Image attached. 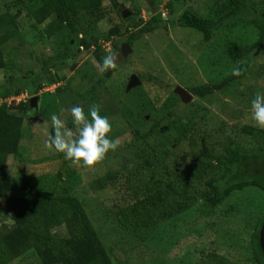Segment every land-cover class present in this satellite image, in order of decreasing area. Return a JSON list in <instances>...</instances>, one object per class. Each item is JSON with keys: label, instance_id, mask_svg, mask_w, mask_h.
I'll return each instance as SVG.
<instances>
[{"label": "rangeland", "instance_id": "rangeland-1", "mask_svg": "<svg viewBox=\"0 0 264 264\" xmlns=\"http://www.w3.org/2000/svg\"><path fill=\"white\" fill-rule=\"evenodd\" d=\"M3 1L9 0H0V4ZM145 1H148V4L156 3L158 9L152 12L149 8L147 11ZM171 3L174 4L172 11L169 8ZM248 3L255 4L257 9L264 11V0H248ZM120 4L130 13L132 10L133 12L140 10V17L137 19H142L143 23L148 22L154 15H160L162 21L167 23V31L159 28L153 34L139 38L127 57L112 48L111 40L102 44L104 54L101 56V61L94 58L91 51L81 49L77 57L72 61H66L69 69L62 67L64 69L54 71L57 78L54 86L45 83L46 74L42 70V63L58 55L61 59L65 58L69 53L70 43L68 44V40L45 41L32 45L30 25L25 21L22 22L24 25L22 53L17 58V68L11 74L4 70L0 71V94L4 90H14L12 95L16 96L17 87L8 83L9 76L24 81L26 75L28 83L22 84L23 86L41 82L44 89L38 96L39 109L31 108L28 112V122H25L23 128L18 153L10 158L8 171L12 177V193L20 195L18 183L20 175H25L33 185L41 189L51 190L58 181V174L61 173L63 181L68 183L71 192L77 194L85 204L105 242L116 248L118 257H122L121 251L124 249L130 257V264H200V262L201 264H252L249 251L250 236L257 220L264 216V194L259 190L250 188L233 194L224 206L216 211L212 220L200 217L199 208L194 207L177 220L160 227L148 236L145 242H139L122 231L121 226L113 220V209L116 207L114 205L119 192L98 190L94 182L109 171L121 169L124 160H120L117 154L124 149V137L128 131L138 128L141 133H147L152 127L151 117H147L145 121V118L142 120L136 115L135 108L139 103L140 95H142L141 102L147 104L151 102V107L155 108L153 118L160 120L172 111L173 95L177 94L178 88L189 93L191 87L218 85L225 79L234 77L231 71L233 67L239 66L242 75L239 80L232 82L229 88L218 91L205 100L193 97L191 102H185L179 98L175 105L178 109L175 129L161 131L159 136L149 143L150 149L145 148L147 157L155 153L158 161L162 163V168L171 167L175 159L184 161L178 174L187 181L195 182L198 186L196 188L203 191L207 179L201 182L199 176L207 173L209 168L202 162L185 158L189 138H185L179 128H183L189 122L192 124L193 121L200 126L211 125V128L210 126L207 128L208 132L203 134L211 136L209 140L217 141L218 133L223 136L231 134L237 139V129L241 130L245 125L256 127L250 117V102L257 91L264 92V54L252 49V45L258 39L257 29L245 19L233 23L227 22L214 33L213 39L206 43L201 33L180 28L176 22L189 8L200 16L213 20L223 17V13L218 11L216 1L121 0ZM111 17L114 20L111 24L107 21L99 24L98 29L103 35L107 34L113 24L119 23V17L115 13ZM114 39L121 48L127 37L117 36ZM72 44L76 49L77 44L74 42ZM17 45L7 46L6 54L13 53L12 49ZM235 48L244 50V56L239 63H235L230 55V49ZM31 53L33 56L28 57ZM109 53L117 54L118 67L112 69L110 78H107L106 72L101 69V63L103 57ZM12 57L15 58L14 55ZM132 76L141 79L138 85L131 88L129 84ZM34 77L35 79L32 80ZM58 89H62V92H56ZM32 99L28 100L24 94L18 97L15 103L21 101L31 103ZM9 102L8 106L15 104L12 100ZM2 103L3 101L0 100V104ZM75 105L85 109L90 105L97 106L100 113L111 120L112 135L121 139L120 148L114 153H109L93 168H85L64 158L61 159L54 149L46 147L52 128L51 115H59L62 110L70 109ZM63 118L66 126L71 127L72 122L66 111ZM170 122L173 124L174 118L170 117ZM179 141L181 144H178ZM132 150L130 147L127 148V154L137 155V151ZM136 167L125 168L124 171L126 174L128 172L132 174ZM160 168L161 165H158L159 171ZM141 173L139 180L146 181L150 175L149 171L141 169ZM132 184L138 187L137 179L134 178ZM0 227L9 228L10 221L0 217ZM55 232L59 237L65 236L62 228ZM214 254L220 257L213 258ZM15 264L40 263L32 253H29Z\"/></svg>", "mask_w": 264, "mask_h": 264}, {"label": "trees", "instance_id": "trees-1", "mask_svg": "<svg viewBox=\"0 0 264 264\" xmlns=\"http://www.w3.org/2000/svg\"><path fill=\"white\" fill-rule=\"evenodd\" d=\"M10 1H3L0 4V71L4 70L11 74L17 68L16 61L21 56L24 45L22 22L25 21L30 25L32 45L45 41L68 40V44L70 43L69 53L65 58L61 59L58 55L42 63V70L46 74L45 83L50 86L56 84L54 71L64 69L62 67L68 68L66 61H72L79 55L81 49L91 51L94 58L101 61L104 54L103 42L111 40L112 48L121 53L119 44L114 39L117 36L127 37L125 43L133 49L135 43L144 35L153 34L159 28L165 31L168 29L167 23L162 21L160 15L152 16L146 23H143L142 19H137L140 17V10L137 12L132 10L131 16L123 19L121 0ZM213 1H216L218 11L223 13V17L213 20L202 17L189 8L177 20V26L201 33L204 41L208 43L213 39L214 33L227 22L245 19L258 31V39L252 45V49L264 54V11L257 9L255 4L248 3V0ZM147 2L145 1L147 11L149 8L152 12L158 9L156 3ZM169 8L172 11L174 4L171 3ZM113 13L119 17V23L113 24L107 34L103 35L98 29L99 24L104 21L111 24L114 21L111 17ZM73 42L77 44L76 49ZM10 44L17 46L12 49L13 53L6 54V48ZM243 54L242 49H230V55L235 63L242 60ZM32 56V53L28 55ZM111 72V70L106 72L107 78H110ZM24 76V81L19 79L22 82L9 76L8 83L17 87L15 97L12 95L14 90H4L0 94V100L3 101L0 104V217L10 221L9 228L0 227V232L5 230L0 233V264H15L29 253H32L40 264H130V257L124 249L121 251L122 257H118L116 248L105 242L85 204L77 194L71 192L61 173L58 174V181L51 190L41 189L33 185L25 175H20L18 178L20 195L12 193V177L8 166L10 158L18 153L31 106L27 101L18 104L13 101L15 104L10 106L8 104L12 98L15 100L24 94L28 100L38 97L44 89L41 82L23 86L22 84L28 83V77ZM238 78L230 77L218 85L191 87L189 93L193 97L205 100L216 92L229 88ZM34 79L35 77L32 80ZM56 92L61 93L62 89ZM141 96L135 108L136 115L142 120L151 117L152 127L147 133H141L138 128L128 131L124 137V149L117 154L120 160H124L121 169L109 171L94 182L98 190L119 192L114 205L116 207L113 209V220L128 236L145 242L153 232L166 223L177 220L194 207L199 208L200 217L212 220L216 211L224 206L233 194L250 188L264 194V129L245 125L241 130L237 129V139L231 134L223 136L218 133L219 139L212 141L209 140L211 136L203 134L208 132L207 128L208 126L211 128V125L200 126L193 121L192 124L189 122L183 128H179L180 133L189 138L185 158L202 162L209 168L207 173L199 174L201 182L207 179L204 182V190L199 191L195 182L187 181L178 174L184 161L175 159L174 165L173 162L171 167L162 168V163L158 161L155 153L151 157H147L145 153V148L150 147L149 143L153 142L161 131L175 129L178 122L175 121V117L176 120L178 117L175 105L180 98L179 95H173L172 111L160 120L153 118L155 108L151 107V102L149 104L141 102ZM170 117L174 118L175 123L170 122ZM178 144H181L180 141ZM129 147L133 149L132 151H137V155L127 154ZM56 152L63 159V155ZM127 156L130 157L126 158ZM158 165H161L160 171L157 169ZM135 167L132 174L130 172L126 174L124 171L125 168ZM141 169L149 171L150 175L146 181L139 180ZM134 178L137 179L138 187L132 184ZM263 225L264 216L257 220L250 236L249 251L252 264H264L260 244ZM61 228L65 233L64 237H59L55 232ZM212 257L220 256L214 254Z\"/></svg>", "mask_w": 264, "mask_h": 264}, {"label": "clouds", "instance_id": "clouds-1", "mask_svg": "<svg viewBox=\"0 0 264 264\" xmlns=\"http://www.w3.org/2000/svg\"><path fill=\"white\" fill-rule=\"evenodd\" d=\"M125 44V43H124ZM121 49V48H120ZM117 54L109 53L102 59L101 69L105 72L118 67ZM232 76L242 75L239 66L233 67ZM67 112L72 122L68 127L63 118ZM250 117L254 125L264 129V92L257 91L250 102ZM48 121L45 122L47 124ZM52 134L48 136L46 147L63 155L73 164L91 168L103 161L109 153L116 152L121 146L120 137L112 135L113 125L108 116L102 115L95 105L87 109L80 105L62 110L61 114L50 117Z\"/></svg>", "mask_w": 264, "mask_h": 264}, {"label": "water", "instance_id": "water-1", "mask_svg": "<svg viewBox=\"0 0 264 264\" xmlns=\"http://www.w3.org/2000/svg\"><path fill=\"white\" fill-rule=\"evenodd\" d=\"M121 10H122L121 14H122L123 19H127L131 16V13L129 11H126L123 6L121 7ZM131 50L132 49L127 44H123L121 46L120 52L124 57H127L130 54ZM139 83L140 82H139L138 77L132 76L130 78L129 86L132 88V87L138 85ZM177 94L185 102H191L192 101L193 96L191 94H189L187 91H185L184 89L178 88ZM38 100H39V97H35L31 100V103H30L31 108L36 109L38 107V103H37ZM260 244H261V248H262V251L264 254V225H263L261 233H260Z\"/></svg>", "mask_w": 264, "mask_h": 264}, {"label": "built area", "instance_id": "built-area-1", "mask_svg": "<svg viewBox=\"0 0 264 264\" xmlns=\"http://www.w3.org/2000/svg\"><path fill=\"white\" fill-rule=\"evenodd\" d=\"M15 100H16V99H15ZM15 100H14V99H12V102H13V101H15ZM10 101H11V100H10ZM15 102H17V101H15ZM9 104H10V102H9ZM17 104H18V103H17Z\"/></svg>", "mask_w": 264, "mask_h": 264}]
</instances>
